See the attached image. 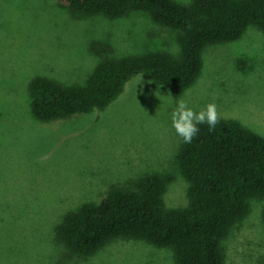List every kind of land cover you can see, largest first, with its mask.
Segmentation results:
<instances>
[{
	"label": "rangeland",
	"instance_id": "1",
	"mask_svg": "<svg viewBox=\"0 0 264 264\" xmlns=\"http://www.w3.org/2000/svg\"><path fill=\"white\" fill-rule=\"evenodd\" d=\"M189 3L192 0H176ZM151 51L181 54L179 33L136 11L112 19L72 11L59 0H0V264H174V252L118 239L94 255L74 254L57 227L113 185L170 174L165 201L188 204V182L172 126L179 99L195 112L214 103L264 137V32L249 26L235 41L207 46L203 69L175 92L138 76L104 111L41 121L28 85L36 76L85 84L106 58ZM223 242L225 264H264V199Z\"/></svg>",
	"mask_w": 264,
	"mask_h": 264
},
{
	"label": "trees",
	"instance_id": "2",
	"mask_svg": "<svg viewBox=\"0 0 264 264\" xmlns=\"http://www.w3.org/2000/svg\"><path fill=\"white\" fill-rule=\"evenodd\" d=\"M75 12L116 19L147 12L178 31L181 54L151 51L102 60L85 84H64L43 76L29 85L31 112L41 121L104 111L143 76L180 92L203 69L207 46L238 40L251 26L264 32V0H59ZM192 143L182 142L178 161L188 182V204L165 201L170 174H147L110 186L95 201L69 212L57 227L58 240L89 257L118 239L143 240L174 252V264H225L223 242L264 199V137L235 119L220 118L214 129L199 124Z\"/></svg>",
	"mask_w": 264,
	"mask_h": 264
},
{
	"label": "clouds",
	"instance_id": "3",
	"mask_svg": "<svg viewBox=\"0 0 264 264\" xmlns=\"http://www.w3.org/2000/svg\"><path fill=\"white\" fill-rule=\"evenodd\" d=\"M219 119L217 106L214 103L208 104L206 109L195 112L181 98L178 100L177 107L172 113V126L183 142L190 144L200 131L197 125L206 123L209 129L212 130L219 122Z\"/></svg>",
	"mask_w": 264,
	"mask_h": 264
}]
</instances>
